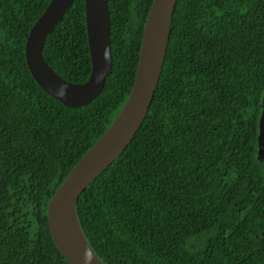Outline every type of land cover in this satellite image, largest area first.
<instances>
[{
	"label": "trees",
	"instance_id": "obj_1",
	"mask_svg": "<svg viewBox=\"0 0 264 264\" xmlns=\"http://www.w3.org/2000/svg\"><path fill=\"white\" fill-rule=\"evenodd\" d=\"M50 0H0V264H68L47 204L130 94L153 0H107L111 73L69 108L33 79L24 46ZM42 56L69 83L91 72L84 0ZM264 0H177L160 78L132 141L81 193L103 264H264Z\"/></svg>",
	"mask_w": 264,
	"mask_h": 264
},
{
	"label": "water",
	"instance_id": "obj_2",
	"mask_svg": "<svg viewBox=\"0 0 264 264\" xmlns=\"http://www.w3.org/2000/svg\"><path fill=\"white\" fill-rule=\"evenodd\" d=\"M73 0H50L27 34L24 54L38 86L69 108L92 101L111 73L110 20L107 0H84L85 27L91 72L81 84L57 75L42 56L48 34ZM177 0H153L146 18L134 81L124 106L92 148L73 167L47 204L52 241L68 264H103L91 251L76 216L81 193L120 156L139 130L151 104L162 71ZM257 157L264 163V94L258 121Z\"/></svg>",
	"mask_w": 264,
	"mask_h": 264
}]
</instances>
